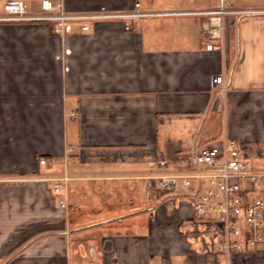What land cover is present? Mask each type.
I'll list each match as a JSON object with an SVG mask.
<instances>
[{
	"label": "crops",
	"instance_id": "obj_1",
	"mask_svg": "<svg viewBox=\"0 0 264 264\" xmlns=\"http://www.w3.org/2000/svg\"><path fill=\"white\" fill-rule=\"evenodd\" d=\"M134 1L68 6L124 9ZM189 20L145 31L142 22L132 31L96 23L64 38L35 22L0 21V264H84L86 255L85 264H229L218 249L219 222L197 219L181 187L156 200L145 176L223 136L247 143L253 159L263 155L264 15L231 20L224 49L214 51L204 23ZM169 24L177 37L163 38ZM220 74L222 111L211 84ZM239 110L257 135L230 133ZM64 172L72 176L66 207L43 179ZM232 264H264V252H238Z\"/></svg>",
	"mask_w": 264,
	"mask_h": 264
},
{
	"label": "built area",
	"instance_id": "obj_2",
	"mask_svg": "<svg viewBox=\"0 0 264 264\" xmlns=\"http://www.w3.org/2000/svg\"><path fill=\"white\" fill-rule=\"evenodd\" d=\"M33 7V3L29 5L27 0H3L0 21L35 22L46 26L55 36L64 38L90 32L101 19L121 22L126 31H132L145 18L264 12L261 8L242 10L224 4L217 9L149 8L140 0L124 9L74 10L68 6V0H40L41 11H35ZM217 24L214 18L205 24V36L209 39L206 49L209 51L223 48L221 42L215 41L220 37ZM211 84L215 89L217 107L222 111L227 82L220 74L212 76ZM250 158L242 140L223 136L186 152L176 168L145 176L148 190L166 192L181 187L192 198L197 219L219 222L224 240L218 249L229 264L238 252H264V168L254 166ZM40 163L46 164L47 160L42 158ZM43 179L52 182L51 191L61 196L60 205L66 207V197L63 196L72 176L64 172Z\"/></svg>",
	"mask_w": 264,
	"mask_h": 264
},
{
	"label": "rangeland",
	"instance_id": "obj_3",
	"mask_svg": "<svg viewBox=\"0 0 264 264\" xmlns=\"http://www.w3.org/2000/svg\"><path fill=\"white\" fill-rule=\"evenodd\" d=\"M141 1L144 2L145 4H147V2L145 0H141ZM185 1H188V0H185ZM27 3L29 5L33 3V6H34L33 9L35 11H41L40 0H27ZM222 4H224L226 7L238 8V9H242V10L245 8H261V9H264V7H262L264 5V0H195V1L193 0V2L191 4H183V6H187L188 8L190 6H200V7H196V8L217 9V8H220V6ZM179 6H181V5H179ZM1 7H3V0H0V8ZM108 9H110V8H108ZM254 15H264V12L256 13V14H247V13H244L243 11H240V12H235V13H225V14L219 13V14H213V15H207V14H201V15H198V14L194 15L193 14L192 15L191 14V15H180L182 17H180V16H178V17L167 16V17L145 18L142 20L143 24L141 26V29L143 31H145L146 26L151 25L152 23H155L158 21H165V20L173 21L175 19L182 20L184 18H192L193 20H191V21L189 20V21L192 22L193 24L195 23L197 27L204 23L203 30H201V32H202L203 36H205V33H206L205 24L210 23L211 18H214L215 24H217V22H219L217 24V27L220 29V37L216 38L215 41L222 43V45H223L222 50H223L224 49V43H225V37H226L225 36L226 27L229 23H231V20H233L238 25L241 22V20H243L245 17L254 16ZM111 21L112 20H109V19H101V20H98V23L111 22ZM176 24H178V22H176ZM168 26H170L169 33H171V35H169V33H168L163 38H165V37H170V38L171 37H177L179 33L177 31L174 32L171 30V27H172L171 24H169ZM75 34H78V33H75ZM241 111L242 110L235 111V113H232V123H231V127L229 128L230 133L232 132V133H235L239 136L246 137V138L250 137L251 135H257V132L259 131L258 128L255 127L256 125L253 124L254 122L252 123L250 120H248V118L245 117L243 119V117H242L243 112H241ZM75 115H76V113L73 112L72 116H75ZM217 118H218V121L220 123L223 122L222 116L217 115ZM244 144L247 145V143H244ZM249 161L251 163H253V165L256 167L264 168V153H263V155H261L258 158H255V159L250 158ZM155 171H159V170L156 169ZM153 191H154V193L157 192V190L156 191L153 190ZM78 239L81 241L82 236H80V238H78ZM79 257H81V255ZM87 258H88V261H87ZM89 258H90V256L86 255V258H85L83 263L84 264L89 263Z\"/></svg>",
	"mask_w": 264,
	"mask_h": 264
},
{
	"label": "trees",
	"instance_id": "obj_4",
	"mask_svg": "<svg viewBox=\"0 0 264 264\" xmlns=\"http://www.w3.org/2000/svg\"><path fill=\"white\" fill-rule=\"evenodd\" d=\"M155 193H156V196H155L156 200L161 199L165 195L164 191H157Z\"/></svg>",
	"mask_w": 264,
	"mask_h": 264
}]
</instances>
